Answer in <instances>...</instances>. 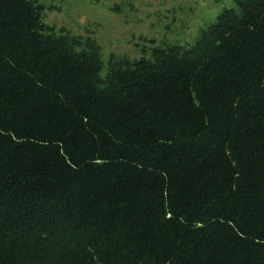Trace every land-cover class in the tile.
I'll list each match as a JSON object with an SVG mask.
<instances>
[{
    "label": "trees",
    "instance_id": "1",
    "mask_svg": "<svg viewBox=\"0 0 264 264\" xmlns=\"http://www.w3.org/2000/svg\"><path fill=\"white\" fill-rule=\"evenodd\" d=\"M46 8L0 0V264H264V0L107 64Z\"/></svg>",
    "mask_w": 264,
    "mask_h": 264
},
{
    "label": "rangeland",
    "instance_id": "2",
    "mask_svg": "<svg viewBox=\"0 0 264 264\" xmlns=\"http://www.w3.org/2000/svg\"><path fill=\"white\" fill-rule=\"evenodd\" d=\"M44 20L76 34L92 32L107 64L111 53L140 57L162 40L193 43L199 29L235 0H40ZM120 6L119 11L111 9ZM92 34V35H93Z\"/></svg>",
    "mask_w": 264,
    "mask_h": 264
}]
</instances>
